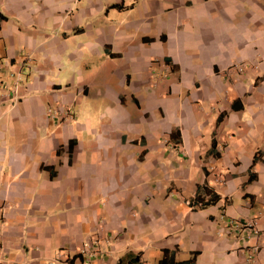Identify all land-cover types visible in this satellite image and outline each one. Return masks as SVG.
<instances>
[{"label":"crops","instance_id":"1","mask_svg":"<svg viewBox=\"0 0 264 264\" xmlns=\"http://www.w3.org/2000/svg\"><path fill=\"white\" fill-rule=\"evenodd\" d=\"M0 15V264H264V0H0ZM150 59L175 81L169 98L139 82L142 122L108 89L87 98L101 65L144 81ZM198 187L218 202L190 207Z\"/></svg>","mask_w":264,"mask_h":264},{"label":"rangeland","instance_id":"2","mask_svg":"<svg viewBox=\"0 0 264 264\" xmlns=\"http://www.w3.org/2000/svg\"><path fill=\"white\" fill-rule=\"evenodd\" d=\"M145 44V43H144ZM113 63V62H112ZM149 66L148 69H151L149 71V74L145 71L141 73V77L145 78L144 81H139L137 73H129L128 68H125L124 70L118 71L114 65H111L110 67H103L101 65L99 67V70H96L97 72H93V75L89 77V80L91 81L92 85L90 87V96L87 98H90L92 100H96V102H99L100 105L104 106L107 104L106 100L107 97L104 95V92H107V89L112 91L115 95L120 96V99H124V110L127 111L131 117L137 118V121H141V117L143 116L144 112L147 111L146 108H142V103L135 102L138 100L139 96L144 95V89H147V85L140 84L139 82H147L149 83V86H156L159 85V89L161 90V93L159 95H163L167 98H169L172 93H168L167 88L163 86L164 83L171 84L175 81H168V75L164 72L162 77L158 76H150L151 72L153 70H158L160 72V69H157V62L156 60L150 59L148 61ZM157 72V71H156ZM166 75V76H165ZM169 75L170 72H169ZM165 76V78H164ZM131 80L133 83V86H137V90L132 91V88L128 85L127 82ZM123 82H126L123 84ZM130 87V88H128ZM109 99V98H108ZM135 101H134V100ZM146 126L145 124H143ZM177 125H172V128H176ZM148 131V128L144 127L142 129V132L145 133ZM171 132H176L172 130ZM168 138V135H163ZM136 261V260H135ZM156 261L149 260L148 262H143L140 258L134 263V264H155Z\"/></svg>","mask_w":264,"mask_h":264},{"label":"trees","instance_id":"3","mask_svg":"<svg viewBox=\"0 0 264 264\" xmlns=\"http://www.w3.org/2000/svg\"><path fill=\"white\" fill-rule=\"evenodd\" d=\"M4 20V17L0 15V22ZM232 108L235 107L232 104ZM237 109V108H236ZM217 156V155H214ZM219 200L218 195H216L213 191L209 190L206 187H198L195 191L194 196L188 202V205L193 209H204L208 206L215 205ZM135 259H130L128 264H134ZM116 264H120L118 261ZM155 264H194L193 259H188L184 261H178L175 259L174 252L163 250L159 259L155 262Z\"/></svg>","mask_w":264,"mask_h":264},{"label":"built area","instance_id":"4","mask_svg":"<svg viewBox=\"0 0 264 264\" xmlns=\"http://www.w3.org/2000/svg\"><path fill=\"white\" fill-rule=\"evenodd\" d=\"M240 70V69H239ZM17 80L18 78L15 79V82L13 83L12 87L7 89L3 95H5L8 100L13 104L17 99ZM2 95V96H3ZM227 228L231 231L232 234H241L243 233L245 236H249L251 234L256 235L257 231L254 228V222L253 221H236V220H230L227 222ZM253 253H256L257 249L253 248ZM85 251H82L84 253Z\"/></svg>","mask_w":264,"mask_h":264}]
</instances>
